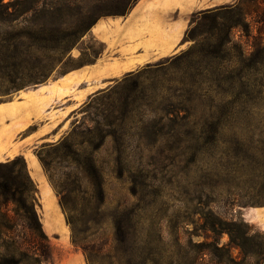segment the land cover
Masks as SVG:
<instances>
[{
	"label": "rangeland",
	"instance_id": "374dc122",
	"mask_svg": "<svg viewBox=\"0 0 264 264\" xmlns=\"http://www.w3.org/2000/svg\"><path fill=\"white\" fill-rule=\"evenodd\" d=\"M131 4L58 0L30 16L36 34L14 43L22 53L14 63L19 75L0 79V104L98 59L104 47L86 34ZM212 12L192 15L171 57L71 89L74 111L55 143L54 132L36 139L44 120L13 135L22 126L14 119L20 109L0 114V163L16 156L26 162L50 243L47 264H257L244 262L226 231L243 237L244 223L264 239V0ZM20 22L17 31L25 28ZM41 25L48 42L37 33ZM59 37L61 55L41 48ZM40 63L53 65L50 75L27 84L42 73L29 71ZM53 110L61 115L59 106ZM18 147L24 154L12 156ZM27 160L36 161L39 175Z\"/></svg>",
	"mask_w": 264,
	"mask_h": 264
},
{
	"label": "crops",
	"instance_id": "0c3cea01",
	"mask_svg": "<svg viewBox=\"0 0 264 264\" xmlns=\"http://www.w3.org/2000/svg\"><path fill=\"white\" fill-rule=\"evenodd\" d=\"M235 2L236 0H137L124 15L99 18L86 34L104 47L98 59L24 92L20 101L1 103L0 114L14 108L20 109L14 119L22 126L13 135L22 134L36 119L44 120L45 125L41 129L45 128V131L39 132L36 139L54 132L51 142L55 143L64 136L69 115L74 111V107L68 109V100L73 98L68 93L71 89L88 80L93 82L117 78L171 57L180 47L192 15L210 13L217 7L232 6ZM72 55L76 58L81 56L80 50ZM54 106H59L56 112L61 115L54 113ZM53 116L55 122L52 121ZM26 138L28 136L22 141ZM21 147L11 150L12 156L24 154ZM33 162L37 170L32 167ZM27 163L32 172L39 175L36 161L27 160ZM53 223L55 228L60 229L61 217L54 216Z\"/></svg>",
	"mask_w": 264,
	"mask_h": 264
},
{
	"label": "trees",
	"instance_id": "16d2710c",
	"mask_svg": "<svg viewBox=\"0 0 264 264\" xmlns=\"http://www.w3.org/2000/svg\"><path fill=\"white\" fill-rule=\"evenodd\" d=\"M136 1L132 0V4ZM53 5H58V0H8L7 2L0 0V79H4L3 75L9 79L19 75L14 63L22 53H18L14 43L21 37L31 40L36 31L29 27V17L35 14L44 15L46 9ZM127 11L128 9L117 15H124ZM19 20H21L20 24L25 25L22 31L16 30ZM38 32L43 35L42 41L48 42L46 26L41 25ZM64 42L65 37H59L53 46L44 43L41 48L52 55H61L65 49ZM11 47L14 49L10 50ZM3 63H7L6 68L10 65L7 73L2 71L1 64ZM52 69L53 65L47 63L33 66L29 71L38 70L42 73L39 77L28 81L27 84L46 81ZM11 82L15 84V81ZM17 88L13 85L9 90L12 92ZM35 193L36 186L27 171L26 162L22 156H16L13 160L0 163V264L51 263L50 243L36 210ZM241 224L249 231L239 238L234 235V230L230 227L226 231L230 244L239 249L244 262L254 258L257 264L264 263V239L259 238L257 234L249 235L251 231L248 226ZM236 225L233 223L230 226ZM254 237L258 239L256 249H250L247 246Z\"/></svg>",
	"mask_w": 264,
	"mask_h": 264
}]
</instances>
